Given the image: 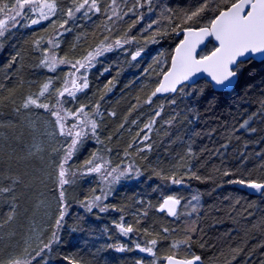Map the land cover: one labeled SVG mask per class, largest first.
<instances>
[{
    "label": "trees",
    "instance_id": "16d2710c",
    "mask_svg": "<svg viewBox=\"0 0 264 264\" xmlns=\"http://www.w3.org/2000/svg\"><path fill=\"white\" fill-rule=\"evenodd\" d=\"M109 2L101 0L104 6ZM133 2L119 0L120 14L131 8ZM198 2L153 0L151 12L148 11V5H144L135 14L117 21L115 26L110 25L113 28L111 39L115 40L123 37L136 16L142 14L140 22L128 33L135 40L98 56L93 67L81 72L86 73L89 88L77 93L75 100L67 94L62 98L68 101L64 107L71 110L81 104H88L87 110L92 111L96 102H100L101 115L96 118L100 122L98 135L104 141V146L97 144L89 131L90 138L85 139L83 146L69 161L71 171H75L89 158L92 151L99 150L98 154L109 159L112 167L120 165L126 168L132 164L140 169L141 175L135 176L133 173V178H121L112 185V194L105 201L110 208L105 213H100L98 209L88 213L78 203L90 197L93 189L99 195L102 182L93 174L82 176L77 172L75 177H70L74 182L70 187L67 184L65 197L69 214L65 217L64 227L59 230L60 242L42 254L44 259L40 260V264H67L65 256H71L81 264H135L138 259L143 260L144 264H152L154 259L156 264H164L163 257L172 254L171 245L184 240L186 230L193 226L196 228V232L191 233L194 242L190 247L181 244L175 251L181 256L186 253L199 255L201 264H225V260L231 259L230 248L243 246L247 251L264 243V231L252 228V224L264 219V197L243 185L227 183L228 180L240 178L258 179L264 173V167H261L264 165V104H261L264 101V63L254 61L255 66L244 74L234 90L217 92L209 88L204 96L192 98L177 92L163 98L156 96L151 105L144 103L161 78L157 73L167 70L173 50L181 39V35L171 31L167 36L159 34L169 28L166 17L170 13L165 9L179 11L195 7ZM68 6V0H59L61 9ZM212 15L211 12L205 13L204 22L211 19ZM33 18H38V14H33ZM55 19V28H58L59 23L67 17L61 12ZM153 21L157 23L149 29L148 25ZM104 23L102 9V13L92 15L91 20L78 13L66 25L71 31L62 35L56 34L49 21H42L30 27L11 28L4 37H0V43L4 45L0 48V84L4 86L0 88V97H9L11 92V98L16 102L15 105L10 100L0 103V123L7 124L11 120L16 125L15 128H0V170L9 172L11 163L10 174L23 176L24 183L31 186L25 188L21 184L17 188V218L12 224L0 229V236H4L5 242L7 232L12 229L17 232V240L31 237L33 248L38 243L37 237L46 241L51 235L52 225L58 215L60 193L55 169L51 165L59 163L67 148L64 142L66 138L59 136L58 129H55L56 135H48L55 128V118L49 112L32 107L21 109V114L17 116L12 108L19 106L25 97L38 93L40 86L49 79L52 81L50 92L41 97V102L54 104L55 89L63 87L64 80L73 70L71 64H58L55 71H49L48 67L41 64L45 49L49 55L54 53L58 58L74 63L100 46L104 35L108 34ZM154 35L155 43L151 42ZM37 40H41L38 46L35 43ZM49 40L59 46L54 48ZM213 47L214 44L209 41L200 55L208 54ZM140 48H143V52L135 61L132 60L131 54ZM160 53L164 55L160 56ZM13 56L17 58L9 66ZM110 80L114 86L110 85L111 91H106L104 86ZM184 87L192 91L207 87V82L200 80L193 86ZM172 98L176 99L175 105L167 103ZM134 105L138 107L134 108ZM160 105H163L161 116L157 117L151 132L145 129L149 140L144 141V132L140 130ZM110 112H114L115 116H110ZM249 117L252 118L249 120ZM133 120L137 123L133 124ZM244 120H249V124L240 129ZM73 122L69 117L66 123L70 125ZM122 124L124 127L121 128ZM251 128L256 131L251 132ZM138 132L140 136H137ZM21 134L18 143L15 137ZM5 136L7 140L3 138ZM109 136L112 137L110 141ZM130 143L133 147L128 149L130 155L125 157L124 150ZM33 144H39L42 148L39 154L42 159L21 160L19 163L8 161L7 145L15 148L20 156L23 155L22 145ZM149 144L150 149L146 147ZM138 148L144 150L137 152ZM258 152L260 156L256 155ZM176 169L184 179L181 185L171 184L155 175L159 171L171 175ZM224 170L230 171L232 175L223 176ZM186 172H196L201 177L211 178L197 180L185 176ZM168 195L181 199L178 215L173 218L157 210ZM193 195L200 197L196 212L190 206L193 202L197 203L192 201ZM4 200V195L0 194V218H6L5 214L9 211ZM250 204L253 207L249 208ZM245 209L253 215L248 216ZM145 212L147 215H144ZM122 216L127 224H133L138 231L127 237L121 236L112 220L114 217L119 220ZM137 220L139 224H136ZM164 228H168L169 232L164 233ZM246 233L249 235L246 236ZM152 239L158 241L154 249L155 257L134 248V242L146 246L147 241ZM245 240L247 243H244ZM116 244L127 245L133 250L116 252L107 247ZM200 244L204 247L201 248ZM261 253H264V249L257 248L253 256L248 258L245 252L232 264H258L264 258Z\"/></svg>",
    "mask_w": 264,
    "mask_h": 264
},
{
    "label": "snow or ice",
    "instance_id": "6c2138e0",
    "mask_svg": "<svg viewBox=\"0 0 264 264\" xmlns=\"http://www.w3.org/2000/svg\"><path fill=\"white\" fill-rule=\"evenodd\" d=\"M70 6L66 9H61L59 7V0H0V14H4V18H0V37H4L6 32L10 28H16L17 25L21 24L23 19H29L28 24H23L24 27H30L31 25L40 24L42 21H49L50 24L55 28L57 20L55 19L58 13H63L67 19H63L58 28H55L57 35H62L65 32H70L71 28L66 27L69 21L72 20L78 13L81 14L85 19L91 20L92 15L102 13L105 16L104 27L108 32L104 35L100 46H98L95 51H90L82 59L75 60L71 62L65 58H58L54 53L49 55L47 49H45V57L41 60V64L48 67L49 71H55L58 64H71V68L74 70L69 73L67 78L64 80L62 88L55 89V103L49 104L41 102V97H44L46 93L50 92L51 79L44 82L40 86L38 93L31 94L24 98L23 102L19 106H14L12 112L19 116L21 114V109L28 110L32 107L38 109H44L49 112L52 117L55 118L54 124L55 128L53 132H49V136L56 135L55 129H58V134L60 137H64L65 143H67V148L64 150V155L61 157L59 163L51 165L55 169L56 183L60 188L59 200H58V215L55 217V223L51 228V235L45 239L37 237L38 243L35 248H33V240L31 237H21L19 240L16 239L17 232L12 229L7 232V241L5 242L4 236H0V264H40V260L44 259L42 255L46 250L52 248L54 244L60 242V229L64 227V220L66 215L69 214V205L66 201L64 185L73 183V179L70 177H75L77 172L82 176H89L96 174L101 177L103 186L99 189L100 194H95L96 189H93V194L83 201H78L81 207L88 213H92L97 210L100 213H105L109 211L110 206L105 202L107 198L112 194V185L118 182L121 178H133V173L135 176L141 175L140 169L134 167V165L129 164L126 168H121L120 165L115 167L111 166V161L106 159L104 156L99 155V150H94L91 152L90 157L85 159L82 164L76 168L75 171H71V165L69 161L72 159L76 151L83 146L85 139L90 138L88 133L90 131L91 138H94L96 143L104 146V141H102L98 135V129L100 127V122H98L96 117L101 115L100 113V102L97 101L93 106L92 111H88V104H81L80 107L75 110L66 109L64 104L68 101L63 100L67 94L73 100L77 99V93L83 92L85 89L89 88V82L86 73H81L82 69H88L94 66L96 57L103 55L105 52L112 51L114 49L122 48L123 45L129 44L135 40V37L130 36L128 33L133 27L142 19V14L136 16L132 24L129 25L128 32H125L123 37L111 39V33L113 28L109 26H115L117 21L124 20L125 16L129 14H135L136 11L148 5V11H152L153 0H134L133 6L128 8L123 15L118 11L120 5L117 0H110L107 6L101 3V0H68ZM170 15L166 17L169 21V28L160 31L159 34L167 36L169 31L176 33L177 35H182L183 38L179 40L176 44L175 53L171 56L170 67L157 75L162 76L159 80L155 89L147 96L144 101L145 104L151 105L153 98L158 94L167 93H181L186 97H202L206 94L207 90L210 88L216 91L228 92L234 90L237 87L246 72L250 68L254 67V61L259 59L261 63H264V0H199L197 5L192 8H182L179 11H174L172 9H165ZM111 13L110 15L108 13ZM211 12L212 18L207 19L204 22L205 13ZM29 13L38 14V18H30ZM157 21H153L152 24L148 25V28H152L153 24ZM211 37L216 41V45L208 54L199 55L197 53V47L204 44L205 39ZM151 42L155 43L156 37L153 36ZM37 46L41 43V40L35 41ZM49 44L53 47H58L52 40H49ZM4 45L0 43V48ZM126 51V49H125ZM143 48L138 49L135 53L131 54L132 60H136L137 57L141 55ZM164 53H160L163 56ZM16 56L12 57L11 63L16 60ZM157 64H159V58H157ZM151 67V65L149 66ZM107 71V69H105ZM147 72L148 70L145 69ZM77 73L81 75L77 76ZM199 73H206L207 77L210 79L207 81V87H201L199 89H194L188 91L183 85L185 82L192 80ZM103 73H101L102 75ZM110 85L113 82L110 80L108 84L104 87L106 91H111ZM179 86V87H178ZM4 86L0 84V88ZM103 99V97H101ZM5 100H10V102L15 105V99L11 98V92L9 97H0V103ZM167 103L175 105L176 99L172 98L167 101ZM264 104V101H261ZM138 107V105L133 106ZM163 105H160L159 109L156 110L149 119V121L144 125V128L140 132H144L142 140H149L147 132L152 131V126L156 123L157 117L161 116V110ZM110 116H115L114 112L109 113ZM255 115V113L253 114ZM69 117H71L73 123L70 125L66 122ZM252 117H249V120ZM127 119V118H125ZM249 120H244L240 124V129H244L245 126L249 124ZM171 121H169L170 123ZM133 124L137 121L133 120ZM9 127L15 128L16 125L11 120L7 123H0V128ZM124 125H121V128ZM145 129L147 132H145ZM251 132H255V128L250 129ZM140 132L137 136H140ZM2 135V134H0ZM22 135L20 137H15V140L19 143L21 141ZM5 140L8 138L3 137ZM111 136L108 137L110 141ZM70 140V143H68ZM9 151L7 152V159L9 162L15 161L19 163L21 160L29 161L33 159H42L39 155L42 152V148L39 144L33 145H22L21 151L23 155L18 156L15 148L11 145H7ZM133 144H129L128 148L124 150L125 157L130 155L128 149L132 148ZM147 148H151V145H146ZM111 151V149H107ZM144 149L138 148L137 152H142ZM53 151H58L54 149ZM260 156L261 153H256ZM243 159H247L244 157ZM2 162V161H0ZM261 167H264L262 165ZM11 163H9V172L0 170V194L5 197L4 203L8 206L9 211L5 214L6 218H0V229H3L6 225L12 224L18 215V200L19 197L16 194L17 188L24 184L25 188H30L29 184L24 183L23 176L19 174H10ZM219 171V169H217ZM26 175V174H25ZM160 179L169 181L174 185H181L184 182L183 176L179 174L178 169L173 170L171 175L164 174L163 171L155 173ZM185 176L189 178H195L197 180L210 179L211 177H201L197 175L196 172H186ZM232 173L228 170L223 171V176H230ZM111 178V179H109ZM7 183H4V182ZM227 183L239 184L247 187L248 189L254 190L256 194L264 197V173L258 179H235L228 180ZM192 201H196V204H191L192 211H198V202L200 197L198 195L192 196ZM239 203V201H237ZM181 204V199L179 197L168 195L163 199V202L159 205L158 211H165L167 215L176 217L178 215L177 206ZM188 205H186L187 207ZM114 210L115 206H111ZM249 208L253 205H249ZM248 216H252L253 213L247 211ZM144 215H147L145 212ZM121 221L124 220L122 216ZM139 224V220L136 221ZM194 224V222H193ZM115 228L119 231L122 236H129V234L138 229L134 228L133 224H125L122 222H114ZM252 228H261L264 231V219H261L258 224H252ZM147 232V230H145ZM164 233L169 232L168 228L163 229ZM196 228L193 226L186 230L185 239L173 243L171 249H173L172 254L163 257L165 264H200L201 256L192 254H185L183 256L179 255L175 249L179 248L181 244L189 246L193 243V237L191 233H195ZM249 234L246 233V236ZM158 241L152 239L147 241L146 246H142L139 243L134 242V248L141 253H145L148 256L155 257L156 248ZM247 243V240L244 241ZM42 245V246H41ZM110 249H114L116 252L132 251L133 248L128 247L124 244L108 245ZM203 248L204 245L200 244ZM264 249V243L255 245L249 250H245L243 246L232 247L229 249L230 260H225V264H232V261L236 260L237 257L245 254L248 258L252 257L256 252V249ZM264 257V253H261ZM39 258V260L37 259ZM64 259L67 264H81V262L75 260L71 256H65ZM135 264H144L143 260H136ZM152 264H156V260L152 261ZM258 264H264V258L258 261Z\"/></svg>",
    "mask_w": 264,
    "mask_h": 264
},
{
    "label": "water",
    "instance_id": "95a60500",
    "mask_svg": "<svg viewBox=\"0 0 264 264\" xmlns=\"http://www.w3.org/2000/svg\"><path fill=\"white\" fill-rule=\"evenodd\" d=\"M183 38V36L181 35V39ZM209 41H212V43L214 44V46L216 45V41L214 40V38H211V37H208V38H206L205 39V42H204V44H201V45H199L198 47H197V53L200 55V53L202 52V50L205 48V46H206V44L209 42ZM179 43V42H178ZM176 47V46H175ZM174 53H175V48H174V50H173V53H172V55H174ZM255 62H260L259 61V59L257 58V60H255ZM170 65H171V59H170V62H169V66H168V68L170 67ZM167 68V69H168ZM162 79V76H161V78H160V80ZM210 78L209 77H207V74L206 73H199V74H197L195 77H193L192 78V80H190V81H187V82H185V84L184 85H188V86H192V85H195L198 81H200V80H205L206 82L209 80ZM183 85V86H184ZM179 87V86H178ZM214 91H216V90H214ZM217 92H222V91H217ZM173 94H175V93H167V94H158L157 95V97H160V98H163V97H166V96H169V95H173ZM251 191H254V190H251ZM163 202V200L161 201V203ZM160 203V204H161ZM178 207H179V205L177 206V211H178ZM158 208H159V206H158ZM157 208V209H158ZM160 213H165L166 215H167V212H166V210L165 211H159ZM168 217H170V218H173L172 216H169V215H167ZM164 264H165V261H164ZM200 264H201V262H200Z\"/></svg>",
    "mask_w": 264,
    "mask_h": 264
},
{
    "label": "rangeland",
    "instance_id": "374dc122",
    "mask_svg": "<svg viewBox=\"0 0 264 264\" xmlns=\"http://www.w3.org/2000/svg\"><path fill=\"white\" fill-rule=\"evenodd\" d=\"M117 2H118V4H119V0H117ZM29 17L30 18H33V14L32 13H29ZM0 18H4V14L2 15H0ZM30 22V20L29 19H23L22 21H21V24L20 25H17V26H22L23 24H28ZM11 29V28H10ZM97 58V57H96ZM71 67V66H70ZM73 70V69H72ZM83 70V69H82ZM82 70H81V72H82ZM74 71V70H73ZM77 76H79V73H77ZM184 116L186 115V113H182ZM70 141V140H69ZM94 176H95V178L97 179V180H99V181H101L102 182V179H101V177L100 176H98V175H96V174H93ZM109 179H111V178H109ZM71 184L72 183H70V184H68L69 185V187L71 186ZM67 185H64V192L66 193V191H68L67 190ZM250 190V189H249ZM193 204H196L195 202H193ZM117 217V216H116ZM115 218V217H114ZM113 218V220H112V222H122V223H125V224H127L128 222L126 221V219L125 220H123V221H121V217L120 218H118L119 220H117V218H115L114 219ZM118 231V230H117ZM118 233H119V231H118ZM120 234V233H119ZM122 236V235H121Z\"/></svg>",
    "mask_w": 264,
    "mask_h": 264
}]
</instances>
